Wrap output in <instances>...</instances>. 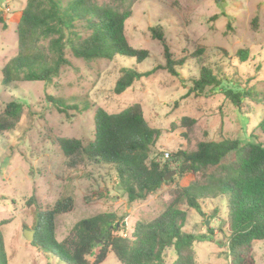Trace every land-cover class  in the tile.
<instances>
[{
	"label": "rangeland",
	"instance_id": "1",
	"mask_svg": "<svg viewBox=\"0 0 264 264\" xmlns=\"http://www.w3.org/2000/svg\"><path fill=\"white\" fill-rule=\"evenodd\" d=\"M91 1L107 5L114 0ZM26 3L0 0V113L10 102L24 105L20 126L0 135V234L8 264H62L24 237L25 231L34 232L35 212L53 207L61 198H73L74 209L55 219L58 242L64 241L79 221L109 212L126 216L125 229L119 235L130 237L136 222H148L161 214L170 190L190 183L191 177L182 179L176 173L157 193L130 203L114 169L90 162L83 169L70 170L54 140L74 138L90 144L95 138L98 108L114 114L140 104L150 126L162 131L149 163L155 161L171 172L178 170L174 154L194 151L199 142L226 138L264 146V135L258 129L263 117L260 104L244 100L238 109L210 88L202 96L187 95L202 66L211 68L214 75L226 76L232 87L253 88L264 94V0H227L220 5L216 0H138L125 34L133 48L149 52L144 62L121 56L112 61H85L67 49L70 65L52 84L24 82L4 87L1 70L18 52L17 26ZM152 30L163 35L174 62L184 60L183 65L175 66L179 76L165 69L154 72L165 68L167 61L164 44L153 38ZM242 49L250 50L246 63L237 59ZM124 68L154 73L116 95L114 88ZM49 98L63 105L57 106ZM185 117L196 120L191 133L181 125ZM233 160L231 154L224 163ZM31 197L35 202L28 205ZM201 205L204 215L183 207L188 213L186 233L201 235L208 228L216 230L213 242L195 243L197 263L230 264L227 248L220 245L229 235L227 198L202 200ZM253 256L256 264H264V240L253 243ZM174 259L169 250L167 263ZM102 264L120 263L111 252Z\"/></svg>",
	"mask_w": 264,
	"mask_h": 264
},
{
	"label": "trees",
	"instance_id": "2",
	"mask_svg": "<svg viewBox=\"0 0 264 264\" xmlns=\"http://www.w3.org/2000/svg\"><path fill=\"white\" fill-rule=\"evenodd\" d=\"M137 1L114 0L113 4L99 5L91 0H27L17 26L18 52L1 70V85L52 84L63 68L70 65L67 49L75 58L85 61H112L121 56L144 62L149 52L133 48L125 34L126 22L133 16ZM226 1L216 0L219 5ZM257 21L258 18L253 21L255 28ZM152 31L153 38L164 44L160 31ZM164 48L166 67L156 68L154 72L165 69L179 76L175 66L183 65L184 60L174 62L165 44ZM236 55L240 63H246L250 50H239ZM154 72L140 73L124 68L114 93H124L135 81ZM208 88L222 94L238 109L244 105V100L260 104L263 117L258 129L264 135V94L253 88L232 87L226 76L214 75L211 68L202 66L187 95L202 96ZM49 99L57 106L63 105ZM23 114V104L8 103L0 113V135L15 131ZM94 125L95 138L88 145L74 138L54 140L68 168L80 170L94 162L114 169L130 203L157 193L171 170L167 166L161 168L155 161L149 163L151 149L159 142L162 131L150 126L142 106L136 103L114 114L98 108ZM181 125L191 133L196 120L185 117ZM231 154L234 160L225 164ZM174 156L178 161L177 175L182 179L191 177L190 183L170 190V198L161 214L148 222H136L130 237L119 235L125 229L126 216L109 212L79 221L71 234L58 242L55 219L74 209L73 198L66 197L47 210L35 212L32 245L62 264H102L111 252L120 264H168L166 253L169 250L175 255L171 264H198L195 243L213 242L216 230L208 228L201 235L186 233L188 213L183 207L204 215L202 200L226 197L229 235L227 242L220 245L227 248L230 264H256L253 243L264 240V146L254 141L241 143L237 139L223 138L199 142L194 151H179ZM33 201L35 198L31 197L28 205ZM89 257L94 258L93 262ZM0 264H8L1 234Z\"/></svg>",
	"mask_w": 264,
	"mask_h": 264
},
{
	"label": "water",
	"instance_id": "3",
	"mask_svg": "<svg viewBox=\"0 0 264 264\" xmlns=\"http://www.w3.org/2000/svg\"><path fill=\"white\" fill-rule=\"evenodd\" d=\"M176 174V171H172V172H170L168 175H167V177H166V179L165 180H169L173 175H175ZM119 224H118V228H119ZM24 237L28 240V241H30L31 243L34 241V232H29V231H25L24 232Z\"/></svg>",
	"mask_w": 264,
	"mask_h": 264
},
{
	"label": "built area",
	"instance_id": "4",
	"mask_svg": "<svg viewBox=\"0 0 264 264\" xmlns=\"http://www.w3.org/2000/svg\"><path fill=\"white\" fill-rule=\"evenodd\" d=\"M167 159H168L169 161H173L172 156H170L169 154H167Z\"/></svg>",
	"mask_w": 264,
	"mask_h": 264
}]
</instances>
